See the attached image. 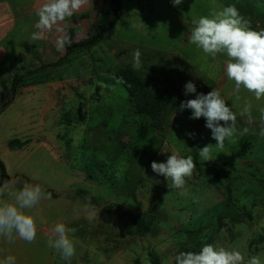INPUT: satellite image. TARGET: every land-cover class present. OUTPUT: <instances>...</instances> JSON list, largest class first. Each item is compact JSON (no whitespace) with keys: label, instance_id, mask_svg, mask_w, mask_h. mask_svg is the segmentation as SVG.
<instances>
[{"label":"rangeland","instance_id":"374dc122","mask_svg":"<svg viewBox=\"0 0 264 264\" xmlns=\"http://www.w3.org/2000/svg\"><path fill=\"white\" fill-rule=\"evenodd\" d=\"M228 5H235L254 30L264 29V0H182L178 6L173 0H127L111 39L74 51L62 66L37 73L29 64L27 70L33 72H17L18 82L28 81L18 85L0 117V160L13 181L10 188L39 184L50 198L28 213L35 218V241L14 234L15 242L9 243L0 237V259L12 255L16 264H151L154 257L160 264H175L181 251L199 252L205 244H216L239 250L245 264L257 255L264 264V187L259 182L264 181L259 112L264 98L257 101L244 89L236 94L234 81L226 76V55L214 59L188 42L193 19ZM136 49L143 64L136 72L146 74L151 99L163 89L184 86L177 76L197 88L188 95L182 89L185 101L220 90L237 116V131L222 150L215 147L205 118H190L191 109L138 113L115 77L129 64L132 68ZM65 55L49 59L57 63ZM163 67L177 75L173 82L168 83L170 73ZM246 101L252 105V123L240 115ZM12 141L23 146L11 148ZM209 144L213 160L204 162L198 152ZM173 153L191 155L196 163L179 189L169 188L171 181L151 169L153 161L166 162ZM146 176L159 183L152 185ZM86 205L97 213L92 221L86 218ZM106 207L151 217L155 227L141 237L129 217L107 213ZM57 223L76 229L70 234L76 250L70 262L48 246Z\"/></svg>","mask_w":264,"mask_h":264},{"label":"clouds","instance_id":"9594fccd","mask_svg":"<svg viewBox=\"0 0 264 264\" xmlns=\"http://www.w3.org/2000/svg\"><path fill=\"white\" fill-rule=\"evenodd\" d=\"M88 0H45L36 11L38 19L33 27L35 31L31 39L43 40L48 33L55 30L63 33V23L71 18ZM182 0H173L178 6ZM193 25L188 42L202 50L204 54L216 58L218 54L226 55L225 72L228 80L234 81V92L239 94L241 89L252 93L257 101L264 98V29L254 30L235 5L222 6L219 10L213 8L208 15L200 16L191 21ZM71 40L67 35L58 36L56 47L62 51ZM143 67L141 52L136 49L132 53V68L140 71ZM185 95L197 93L194 82L185 84ZM237 98H239L237 96ZM252 105L245 102L240 115H247L248 123L253 122L251 115ZM191 109V119L201 117L206 120V127L211 130L212 139L217 143L218 149H223L226 140H231L236 129L237 116L232 108L226 104L220 90L213 88L207 94L198 93L194 99H189L180 104V110ZM260 112V135L264 136V107ZM223 122V123H221ZM247 131V129H245ZM189 138H194V133H188ZM213 145L209 144L199 150L198 155L204 162L212 161ZM151 169L159 176L170 180L169 188H183L186 177L190 178L196 169L194 158H186L175 153L171 154L166 162L151 163ZM147 177V176H146ZM147 179L153 184L159 183L152 177ZM8 196L9 199L3 197ZM50 198L39 184H24L19 190H14L8 185L0 186V237L9 243H14V234L28 243L36 238L35 218L28 214L42 199ZM90 205L85 206L88 211L86 218L92 221L96 218L95 210H90ZM76 229L68 228L64 223H57L48 238V246L56 249L64 260L71 261L76 250L70 234ZM175 264H245L244 255L236 249H227L216 244H205L199 252L181 251L175 258ZM0 264H16V258L8 255L0 259ZM247 264H262L260 256H251Z\"/></svg>","mask_w":264,"mask_h":264},{"label":"crops","instance_id":"0c3cea01","mask_svg":"<svg viewBox=\"0 0 264 264\" xmlns=\"http://www.w3.org/2000/svg\"><path fill=\"white\" fill-rule=\"evenodd\" d=\"M125 1L127 0H120L122 9L125 8ZM44 2L45 0H0V117L7 107H9L8 105H11L13 97L17 93L16 89L18 85L21 86L28 81V77H26L25 80L18 82L16 88L13 90L17 72H26L27 74L33 72L34 69L27 70L29 64L34 67L36 66L35 70L37 73L43 71L45 68L53 69L54 67H51V65L55 64L56 60H50L49 58L56 56L60 59V56L67 53L69 45H65L62 51H58L56 47L58 36L72 34L70 44H78L91 37L94 34L93 26L99 21V13L104 0H88V3L75 13L71 20L61 25L64 28L63 33H57L53 30L46 35L45 39L33 41L31 39V34L35 31L33 25L38 19L36 11ZM118 23L112 36L115 34ZM113 54L116 55L117 52L113 51ZM128 67L131 68V64ZM156 68H159V66H156ZM162 70L163 72L170 73L165 67ZM137 74L141 78L146 75ZM155 74L151 71V76H155ZM176 76V74L170 73L165 78L168 83H171ZM177 77L180 78L185 86L187 82L186 78ZM152 80L158 82L157 78L151 77ZM65 85L63 82L60 84L61 87H65ZM151 86L156 87L153 83H151ZM184 86L173 87L176 89L181 88L180 91H182V89H185ZM12 182L11 179L5 185Z\"/></svg>","mask_w":264,"mask_h":264},{"label":"trees","instance_id":"16d2710c","mask_svg":"<svg viewBox=\"0 0 264 264\" xmlns=\"http://www.w3.org/2000/svg\"><path fill=\"white\" fill-rule=\"evenodd\" d=\"M122 15L123 12L120 0H104L99 13V21L93 26L94 34L78 44H69L65 58L51 65V67L56 68L62 66L74 51L89 50L102 41L109 40ZM68 37L71 40L72 34H68ZM115 77L129 94L131 99L130 101L135 104V108L139 114L154 116L166 111L169 107L179 108L180 104L185 101L181 91L176 88L163 89L158 95L151 99L147 91V84L143 78H141L136 72H134L133 69L129 67L117 72ZM19 79L20 77L17 76L14 82L13 90L16 88ZM22 146L23 145L18 141H12L10 143L11 148H21ZM10 181L11 178L7 175L6 168L0 160V186H4ZM259 182L260 185L264 187V181ZM105 211L110 214L117 212L122 216L129 217L141 237H145L155 227L152 220L153 218L151 217L147 218L144 216H136L130 212H120L112 207H106ZM151 264H160V262L158 259L152 257Z\"/></svg>","mask_w":264,"mask_h":264}]
</instances>
